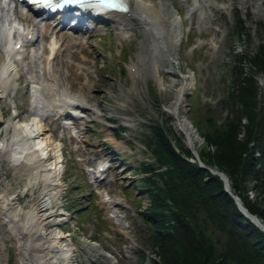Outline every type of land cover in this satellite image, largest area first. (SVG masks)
I'll return each mask as SVG.
<instances>
[{"label":"rangeland","instance_id":"1","mask_svg":"<svg viewBox=\"0 0 264 264\" xmlns=\"http://www.w3.org/2000/svg\"><path fill=\"white\" fill-rule=\"evenodd\" d=\"M145 3L156 4L158 16L175 22L174 26L184 33L175 55L177 60L172 63L168 53L173 50L162 46L158 57L149 62L146 76L142 72L136 74L143 39L141 33L135 35L122 30L124 27L105 16L97 24L85 21V25L92 28L87 32L83 26L78 32L57 31L60 62L74 63L88 69L91 75L89 80L84 75L75 80L70 89L69 85L60 87L57 73L50 76L47 83L53 87L55 99L66 92L67 100L79 103L83 109H62L60 113H71L72 116L60 119L52 111L43 118L48 128L45 136L57 145L61 155L62 174L57 178L61 192L57 205L53 206L61 224L53 231L61 237L62 247L71 245L81 264H149L153 254L148 228L137 215L147 204V199L136 186L142 177L138 165L153 160L143 142L144 135L149 133L147 126L154 123L168 125L190 151L183 134L175 127L174 118L167 112L181 77H188L192 84L181 98V114L202 138L194 121H199L204 129L207 121L214 126L226 116L222 103L235 69L234 54L245 49L253 54L258 45L264 43V0H146ZM12 6V22L20 31L16 33L15 41L26 40L28 31L33 38L31 44L23 42L26 46L15 55L11 54V81L0 99L3 122L11 117L26 120L33 114L31 87L36 85L32 82L43 80L37 61L38 56L47 52L46 36L51 22L40 21L14 2ZM236 15L240 16L248 37L235 34ZM174 26L167 24L163 29L170 34ZM73 43L76 45L69 47ZM67 48L76 51L82 62L74 61ZM63 66L60 63L58 68L65 70ZM244 69L248 74L247 67ZM254 78L259 104L264 73H257ZM86 83L93 88L88 87L84 92L94 96L87 102L81 91ZM246 123L243 118L241 126ZM5 127V124L0 126L2 136ZM243 135L242 128L238 138L242 139ZM202 140V145L195 146L197 153L206 147L204 138ZM89 156L92 157L90 161ZM255 157H260V153L257 152ZM98 164L106 166L101 181L96 180L100 177L96 169ZM254 185L250 184L248 191L252 201L258 198ZM0 189L12 198H20L17 205L23 209L29 207L39 194L35 183L29 186L27 179L13 169L3 152H0ZM29 243L30 239L24 237L16 246L28 250L31 249ZM14 260V243L7 240L4 229H0V264H13Z\"/></svg>","mask_w":264,"mask_h":264},{"label":"trees","instance_id":"2","mask_svg":"<svg viewBox=\"0 0 264 264\" xmlns=\"http://www.w3.org/2000/svg\"><path fill=\"white\" fill-rule=\"evenodd\" d=\"M234 31L249 36L239 15ZM233 62L222 103L226 116L214 126L207 121L204 129L194 121L206 143L198 156L227 177L230 191L264 225V108L254 78L264 73V43L253 54L246 49L234 54ZM243 118L247 123L241 126ZM167 126H147L143 142L153 160L137 168L142 177L136 186L147 199L137 215L148 228L149 264H264V232L240 213L222 180L200 168ZM250 184H255V201L249 198Z\"/></svg>","mask_w":264,"mask_h":264},{"label":"bare ground","instance_id":"3","mask_svg":"<svg viewBox=\"0 0 264 264\" xmlns=\"http://www.w3.org/2000/svg\"><path fill=\"white\" fill-rule=\"evenodd\" d=\"M145 1L127 0L128 9L126 12L107 11L105 13V16L110 18L112 22L124 27L122 30L131 31L135 35L141 33L143 36L140 43V56L136 64V74L142 72L143 76H146L149 62L158 57L159 50L163 48L162 46L169 47L170 51L173 50L172 53H168V57H171L172 63H174L177 60L175 56L177 49L181 46L184 37L180 27L176 28L174 26L175 22H170L169 19L158 16L156 4L149 6ZM2 4L0 13V99L11 81V54L16 52V43H14L16 34L13 32L15 27L12 24L11 12L13 8L11 0H3ZM33 15L34 17L37 16ZM68 15L70 13L59 14L56 19ZM57 24H60L58 20ZM167 24L174 26L172 34L170 33L171 36L163 29ZM56 25L49 22V34L46 36L48 46L45 47L47 52H43L41 56H38L37 67L43 80L42 82H32L36 84L33 87L35 90L34 100L32 101L33 114L26 120L18 121L17 117H11L3 122L4 117L2 110H0V126L6 125L4 136L0 131V152H3L9 159L13 169L17 170L18 173L20 172V176L27 179L29 186L35 183V190L39 193L36 200L29 207L23 209L17 205L20 198H12L8 195V192L0 189V229H4L6 239L14 243L15 260L13 264H57L56 262L59 261L66 264H81L76 260V254L71 245L67 248L62 247L60 245L61 237L53 231L54 227L61 224V220L56 218L58 216L57 211L53 210L55 208L53 206L55 203L57 205L61 192V184L57 181V178H61L62 174L60 168L61 155L57 145L45 136L48 128L44 125L43 118L46 113L55 111L59 115L58 119H60L64 116L60 111L65 108L83 109V106L78 105L79 103L67 100L66 92L62 93L61 98L55 99L54 89L47 83L50 76L57 73L60 77L57 80L60 87L69 85L70 89L74 87L75 80H80L83 75L89 80L91 75L88 69L77 67L74 63L60 62L62 58L59 55V35L56 32L58 30ZM83 29L89 31L92 28L85 27ZM72 30L74 29L72 28ZM76 30L79 29L76 28ZM28 36L29 31L25 37L28 38ZM162 36L165 37V40L162 39ZM29 44L31 43L29 42ZM75 45L73 43L69 47ZM69 52L74 61H80L78 60L79 54L76 51L69 50ZM55 58H57V62H54ZM60 63L64 65L63 69L65 70L58 68ZM29 70L34 72L32 68ZM88 87L93 88V85L86 83L81 87L83 100L86 102L94 98V96L92 98L84 92ZM191 87L192 84L189 78L181 77L180 86L168 106L169 110L167 112L174 118L177 131L183 134L190 149L197 152L195 146L202 145L203 140L180 111L183 107L181 98ZM65 91H67V88H65ZM49 129H52V127ZM87 159L90 161L92 157L89 156ZM99 166H102V164L96 165V167ZM212 170L217 171L214 168ZM102 175L101 173L100 176ZM14 203H16V206ZM253 221L264 228L261 221L254 219ZM24 237L30 239L31 249L27 250L16 246ZM84 243L89 246L86 242Z\"/></svg>","mask_w":264,"mask_h":264},{"label":"water","instance_id":"4","mask_svg":"<svg viewBox=\"0 0 264 264\" xmlns=\"http://www.w3.org/2000/svg\"><path fill=\"white\" fill-rule=\"evenodd\" d=\"M261 93H262V107L264 108V86L262 87L261 89ZM190 152L192 154V156L196 159L198 165L200 168L202 169H208L209 172L213 175H217L223 182V189L224 191L229 194L231 196V198L233 199L237 209L240 211V213L245 217L247 218L253 225H255L257 228H259L261 231L264 232V228L260 227L258 224H256L254 220H259L258 218H256V216L250 214L246 209L245 207L242 205L240 199L234 195L231 191H230V187H229V184H228V180H227V177L222 173V172H219V171H213L212 169H209L207 168L199 159L198 157V154L197 152H194L190 149Z\"/></svg>","mask_w":264,"mask_h":264},{"label":"snow or ice","instance_id":"5","mask_svg":"<svg viewBox=\"0 0 264 264\" xmlns=\"http://www.w3.org/2000/svg\"><path fill=\"white\" fill-rule=\"evenodd\" d=\"M41 3H44L46 5H48L51 8H55L58 5L51 3V0H40ZM62 3H67L69 2V0H61ZM102 3L107 4V6L109 7H113V8H122L123 5L119 4V3H114L113 0H101Z\"/></svg>","mask_w":264,"mask_h":264}]
</instances>
